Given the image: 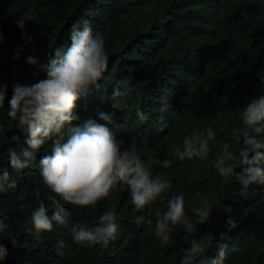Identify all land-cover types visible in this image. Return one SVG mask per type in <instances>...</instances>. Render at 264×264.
<instances>
[{"label": "trees", "instance_id": "obj_1", "mask_svg": "<svg viewBox=\"0 0 264 264\" xmlns=\"http://www.w3.org/2000/svg\"><path fill=\"white\" fill-rule=\"evenodd\" d=\"M18 18L24 28L18 27ZM89 21L103 33L109 57L108 69L98 86L77 101L80 117L74 124L98 113H114L110 125L127 147L132 139L144 149L153 174H166L172 190L144 209L131 203L129 189L118 185L94 206L78 207L63 201L43 183L40 157L22 170L11 168L8 149L26 147L27 136L6 115L13 86L31 85L46 77L40 65L47 64L55 47L67 44L74 22ZM38 65H30L29 57ZM130 81L123 110L111 107L117 81ZM6 84L5 109L0 110V170L17 181L14 191L0 193V218L17 233L16 245L0 234L7 256L0 264H179L187 247L180 226L163 245L139 216L151 217L166 210L167 199L181 192L186 211L207 201L209 221L198 226L199 234L213 232L229 246L224 264H264V186L244 187L234 178L220 177L211 167L219 145L229 142L238 150L233 130L240 124V109L264 95V0H0V85ZM167 108L161 111L164 102ZM137 109L149 114L147 122ZM211 126L216 137L207 160H184L175 156L183 138ZM19 141H11L12 136ZM50 147L46 145L45 148ZM171 160L162 168L158 161ZM239 171V169H237ZM44 199H60L70 212L67 226L54 225L36 234L30 224L32 210ZM114 211L119 232L108 246L88 247L73 242L71 225H95L100 215ZM230 221L233 222L230 224ZM63 240V255L56 251ZM235 246L233 249L232 247ZM217 249L209 250L215 255Z\"/></svg>", "mask_w": 264, "mask_h": 264}, {"label": "clouds", "instance_id": "obj_2", "mask_svg": "<svg viewBox=\"0 0 264 264\" xmlns=\"http://www.w3.org/2000/svg\"><path fill=\"white\" fill-rule=\"evenodd\" d=\"M24 20L18 18L17 24L24 28ZM68 43L54 49L47 64L40 65L46 73L31 85L13 86V94L8 100L6 115L20 132L26 134V147L19 151L9 148L7 159L14 170L29 167L42 149L46 154L40 157L39 172L43 183L63 201L78 207L94 206L109 196L118 185L129 189L131 203L137 209L162 200L173 188L166 174H153L151 162L143 157L144 149L136 139L127 147L110 125L115 124L114 113L100 111V121L89 118L82 124H74L80 117L76 112L77 101L89 90L98 86L108 69L109 57L103 33L94 31L87 20L74 22L68 33ZM30 65H38L35 57H29ZM130 89V81L120 80L112 88L111 107L123 110L124 99ZM7 85H0V110L5 109ZM167 103L161 111L166 110ZM239 127L233 136L239 141L238 150L229 142L219 145L218 153L211 159V167L225 179H235L244 187L264 186V95L246 102L240 109ZM136 116L147 122L149 114L137 109ZM216 132L209 126L206 129L186 135L182 145L175 148V156L181 160H207L212 151L210 143L215 140ZM11 141L18 142L19 136ZM46 145L50 147L45 148ZM162 168L171 167V160L158 161ZM239 169V171H237ZM17 181L7 170H0V193L14 191ZM30 217L31 230L37 235L51 231L54 225L67 226L70 212L60 199L50 197L51 211L44 199ZM186 211L184 193L172 195L167 199L166 210L156 213L155 227L151 217L139 216L138 225H146L154 232L161 244L167 245L173 230L180 226L187 242L179 264H224L229 246L223 243V236L208 232L199 234L200 225H205L211 215L212 207L204 201L199 206ZM233 222L230 221V224ZM74 243L81 246H108L115 240L119 225L114 211L100 215L98 222L89 226L75 222L71 225ZM0 234L16 245L18 235L14 233L4 218H0ZM0 240V261L7 256V248ZM66 247L63 240L57 242L56 251L63 255ZM215 247V255L209 250ZM233 249L235 246L232 247Z\"/></svg>", "mask_w": 264, "mask_h": 264}]
</instances>
